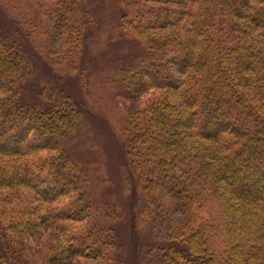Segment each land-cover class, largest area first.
<instances>
[{
	"label": "trees",
	"instance_id": "trees-1",
	"mask_svg": "<svg viewBox=\"0 0 264 264\" xmlns=\"http://www.w3.org/2000/svg\"><path fill=\"white\" fill-rule=\"evenodd\" d=\"M83 2L36 0L74 50L87 25ZM118 4L122 36L141 52L113 82L123 98H148L146 122L130 138L135 191L188 217L185 226L167 230L162 264H264V0ZM27 64L0 31V190L9 193L0 202L17 200L23 190L37 201L16 213L0 206L3 250L12 248L5 232L49 225L63 246L46 256L48 262L111 264L113 228L96 219L87 227L74 224L98 201L89 164L68 147L79 104L56 91L28 102ZM146 212L132 207L134 235Z\"/></svg>",
	"mask_w": 264,
	"mask_h": 264
},
{
	"label": "rangeland",
	"instance_id": "rangeland-1",
	"mask_svg": "<svg viewBox=\"0 0 264 264\" xmlns=\"http://www.w3.org/2000/svg\"><path fill=\"white\" fill-rule=\"evenodd\" d=\"M82 5L87 25L77 51L64 43V36L56 34L36 7V0H0V31L19 46L28 61L24 83L28 102L45 101L56 91L70 95L81 109L68 147L77 161L89 164V182L98 201L91 215L75 226L87 227L96 219L113 228L117 244L109 252L111 264H118L117 260L121 264H162L167 230L185 226L188 217L163 207L162 201L147 191H135L130 138L137 125L140 129L146 122L143 112L148 98H123L113 82L115 73L130 65L141 49L122 36L118 0H84ZM8 194L0 190V199ZM33 197L23 190L17 200L2 201L0 206L16 213L26 203L37 204ZM133 206L138 211L147 208L135 235L131 229ZM8 233L12 248L6 252L0 242L1 264H60L46 259L63 244L49 225L31 233ZM104 263L103 259L74 258L66 264Z\"/></svg>",
	"mask_w": 264,
	"mask_h": 264
}]
</instances>
